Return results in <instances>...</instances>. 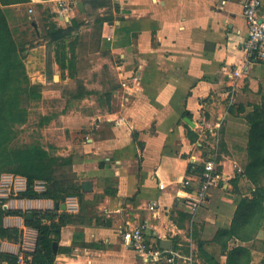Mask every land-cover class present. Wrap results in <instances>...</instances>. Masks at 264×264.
<instances>
[{"label":"crops","instance_id":"crops-1","mask_svg":"<svg viewBox=\"0 0 264 264\" xmlns=\"http://www.w3.org/2000/svg\"><path fill=\"white\" fill-rule=\"evenodd\" d=\"M245 2L69 0V10L60 16L56 0H30L51 7L64 28L79 29L93 9L102 11L84 56L101 54L118 71L121 85L130 86L114 91L118 108L87 120L85 139L77 144L82 150L71 167L80 196L7 204L28 220L31 211L54 212L56 218L44 222L56 225L53 264H168L173 253L193 254L197 264H264V216L259 223L251 220L261 210L252 203L255 187L245 175L247 115L264 101V63L251 61L243 50ZM46 54V45L39 44L25 60L29 78L41 84L48 75ZM118 119L124 121L117 124ZM207 160L215 162L221 178L192 215L183 183L192 180L188 190H196L198 176L190 166ZM261 209L264 215V204ZM143 223L153 247L164 250L161 243L171 242L158 262L128 245L130 232ZM4 225L22 230L23 242H3L2 251L19 256L22 247L31 262L37 231L22 217H6ZM233 229H245L246 241L221 236ZM239 250L243 253L233 257Z\"/></svg>","mask_w":264,"mask_h":264},{"label":"rangeland","instance_id":"rangeland-1","mask_svg":"<svg viewBox=\"0 0 264 264\" xmlns=\"http://www.w3.org/2000/svg\"><path fill=\"white\" fill-rule=\"evenodd\" d=\"M2 9L14 39L13 56L25 63L31 48L45 44L49 67L43 84L39 78H28L21 82L24 76H20L15 78L10 87L8 97H14L11 104L15 110L23 112L9 119V126L13 125L11 139L0 147V205L8 210V202L17 199L21 193L14 189L16 179H25L27 183L25 175L36 172L42 166L38 164L44 163L42 161H46L43 165H49L60 182L68 184L76 180L71 167L73 157L82 150H77V144L82 138L85 139L87 120L91 121V117L96 118L118 108L120 103L114 98V91L123 87L118 71L109 67L111 63L105 61L101 54L84 56L94 42L98 31L93 23L97 24L99 19H103L100 17L102 11L92 7L94 11L88 13V18L76 29L78 33L66 37L65 43H62L53 41L47 34L53 23L58 28L65 26L56 19L54 15L57 13L51 7L34 6L28 1L3 6ZM72 49L75 50L74 54L71 53ZM57 61H63L64 67L55 66L56 69H53ZM77 67L81 72L77 71ZM55 75L59 78L56 81ZM258 180V187L264 189V177ZM40 182L48 186L44 179L36 180L34 186ZM253 196L255 200V194ZM263 204L264 201L256 205V209L259 207L261 211L255 214L252 222L259 223L262 220ZM3 242L9 241L0 243L1 252H4L1 249ZM22 251L25 250L21 247ZM26 254L29 253L25 251L24 256ZM190 258L191 261L185 263L181 260L176 264H197L193 254ZM31 263L25 257L23 264ZM17 264L22 263L17 261Z\"/></svg>","mask_w":264,"mask_h":264},{"label":"trees","instance_id":"trees-1","mask_svg":"<svg viewBox=\"0 0 264 264\" xmlns=\"http://www.w3.org/2000/svg\"><path fill=\"white\" fill-rule=\"evenodd\" d=\"M28 1L30 0H0V147L11 139L13 125L9 126L11 123L9 119L14 118L15 114L18 115L23 112L22 110L20 112L15 110L14 105L11 104V99L14 97H8L11 84L17 77L24 76L21 82L23 80L27 81L29 78L25 63L11 53L13 50L12 47H15V44L2 7ZM76 29H78L76 25L67 28H58L53 23L51 28L48 29L47 34L53 38V41L65 43V38L72 36ZM71 53L74 54L75 50L72 49ZM63 61H57L61 68L64 67ZM247 119L250 125V146L249 163L245 170V175L254 186L258 187V179L264 177V101L261 105L252 107V110L247 115ZM194 138L195 136H191L192 140ZM42 162L45 163L46 161ZM44 163L38 164L42 166L38 167L36 172L25 175L27 187L24 192H21L17 196V199H48L54 202H62L69 196H80V186L77 179L68 184L62 183L58 180L52 168L49 165H43ZM190 170L196 173L197 176H200L203 171V165L200 167L191 165ZM38 179H44L48 182V186L44 192H37L34 189V183ZM254 194L255 200L252 203L259 204L264 201V189L255 187ZM29 214L32 217L31 220L27 219V214L23 211L4 210L0 205V243L2 241H9L16 244L22 243L23 231L15 228H7L3 223L5 217H22L25 219V225L35 229L38 234L36 248L32 254V264H53L55 256L53 255L51 236L55 233L56 225L52 223L51 226H48L44 222L52 221L56 216L53 211H31ZM233 230L231 233L222 232L221 236L230 234L246 241L245 231L239 233L236 229ZM242 253L243 251L239 250L233 257L239 256ZM18 259L17 256L0 251V264L2 262H6V264H17ZM228 264L232 263L229 262Z\"/></svg>","mask_w":264,"mask_h":264},{"label":"built area","instance_id":"built-area-1","mask_svg":"<svg viewBox=\"0 0 264 264\" xmlns=\"http://www.w3.org/2000/svg\"><path fill=\"white\" fill-rule=\"evenodd\" d=\"M68 1L69 0H56V3L60 8V16H63V13H66L69 10ZM261 6V0H246L243 6V15L248 26V36L243 44V50L251 61L264 63V18L259 16ZM133 82L138 84L135 78L133 79ZM122 86L124 88L130 87L127 82H123ZM123 121L124 119L115 120L117 124H120ZM240 172H242V170H240ZM220 178L221 176L217 173L215 162L213 160H207L203 164L201 175L198 176L196 190H188L192 187V180H185L183 187L187 196L185 197L184 204L190 214L195 215L198 212L200 207L206 202L210 190L217 186ZM26 187L27 183L25 179H16L14 184L15 191L23 192L26 190ZM46 187L45 183L40 182L38 186H34V189L37 192H44ZM154 207L155 206L152 205L150 209L153 210ZM146 233V224L143 223L136 226L129 234L128 245L135 250L138 256L158 262L162 260L165 250L153 247L148 242ZM24 252L25 251H22L18 256V261L22 264L25 262ZM179 260H183V262L186 263L187 261H191V258L183 257L178 253H173L171 256L166 257L168 264H176Z\"/></svg>","mask_w":264,"mask_h":264},{"label":"water","instance_id":"water-1","mask_svg":"<svg viewBox=\"0 0 264 264\" xmlns=\"http://www.w3.org/2000/svg\"><path fill=\"white\" fill-rule=\"evenodd\" d=\"M58 79H59L58 76H55L54 80L56 81ZM65 208H66L65 205H62V209L65 210ZM54 239H57V238H54ZM55 246H56V244L54 243L53 248H55ZM161 246H162V249H164V250H170L171 249V242L170 241H163L161 243Z\"/></svg>","mask_w":264,"mask_h":264}]
</instances>
